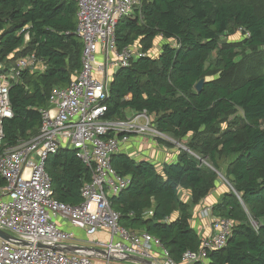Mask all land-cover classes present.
Instances as JSON below:
<instances>
[{
    "label": "trees",
    "instance_id": "obj_1",
    "mask_svg": "<svg viewBox=\"0 0 264 264\" xmlns=\"http://www.w3.org/2000/svg\"><path fill=\"white\" fill-rule=\"evenodd\" d=\"M140 1V14L118 22L114 42L117 51L138 44L143 56L112 76L102 119L124 121L127 111H145L154 116L159 133L176 140L192 136L189 149L208 158L212 168L184 151L161 171L148 161L115 153L113 170L131 184L109 198L110 206L122 227L151 234L181 263L186 252L199 249L201 239L189 224V204L179 199V190L190 191L193 203L205 199L219 182L222 155L228 159L225 178L232 189L213 215L232 221V234L224 248L208 252L206 263L193 264H264V69L231 84L235 48L219 46L221 37L241 30L247 34L242 47H264V16L243 0ZM77 12L73 0H0V74L29 54L45 65L42 72L25 70L9 87L13 117L2 122L3 148L35 137L50 92L67 87L80 71L83 43L76 34ZM158 37L173 44L150 57ZM214 52L218 60L207 68ZM212 66H221L222 72L206 78ZM200 80L204 84L197 92ZM239 111L244 120L239 130L226 129L216 138L219 124L236 122ZM45 170L53 199L70 206L81 203L80 190L91 181L92 171L76 150L60 149L47 158ZM4 184L0 176V186ZM175 213L179 215L172 219Z\"/></svg>",
    "mask_w": 264,
    "mask_h": 264
},
{
    "label": "built area",
    "instance_id": "obj_2",
    "mask_svg": "<svg viewBox=\"0 0 264 264\" xmlns=\"http://www.w3.org/2000/svg\"><path fill=\"white\" fill-rule=\"evenodd\" d=\"M78 7L76 34L83 43L81 69L65 88H54L48 108L41 111L38 134L13 148H3L5 119L13 117L8 90L25 70L40 71L34 54L17 60L14 68L0 74V264H92L95 257L125 260L128 257L150 264H193L206 261L209 251L225 247L233 222L215 217L209 208L199 211L208 222L209 233L201 238L197 251H188L176 263L161 241L147 232H136L119 224L109 198L131 184L118 175L111 156L132 136L164 135L154 127L151 115L134 112L126 120H103L104 102L112 76L143 56L139 45L117 51L116 26L123 18L140 14V0H73ZM241 31V30H239ZM242 32V31H241ZM247 37V34H244ZM60 149L76 150L80 160L92 171L91 181L80 190L82 201L76 206L52 198L51 183L45 170L48 157ZM77 232L86 236L92 250L70 251ZM104 233L105 241L93 239Z\"/></svg>",
    "mask_w": 264,
    "mask_h": 264
},
{
    "label": "rangeland",
    "instance_id": "obj_3",
    "mask_svg": "<svg viewBox=\"0 0 264 264\" xmlns=\"http://www.w3.org/2000/svg\"><path fill=\"white\" fill-rule=\"evenodd\" d=\"M221 1H227V0H221ZM243 1H246L250 4H252L253 6H255L258 14L261 16H264V0H243ZM243 39H244V33L241 31H237L234 35L227 36V37H221L219 39V46L220 47L233 46L235 48V55L231 57V59L233 60V62L235 64H234L233 70L230 72V74L228 76V81L231 84H239V83L243 82L247 77H249V75H254L256 73H259V71H261V69H264V65H262V63H261V60L264 56V47H262V48H244V47H242ZM162 43H164V41H161L159 44H157L155 46L157 48L154 49V52L152 53V55H156V53L159 52V50L162 48ZM217 60H218L217 53L214 52L211 56L210 62L209 63L207 62L205 64V66L207 68H209L210 63H212V65H214V63ZM221 72H222L221 66H212L210 69L209 75L206 78L215 79L219 76V74ZM152 118L154 120V116H152ZM243 124H244L243 114L241 111H239V118L236 122L229 124L223 120L219 124L218 129H217L218 132H217L216 138L220 137L222 132H224L226 129H232L234 131H238L239 128L241 127V125H243ZM261 127L264 128V121L261 122ZM150 138L155 139L151 136H150ZM158 140L164 141V144L166 143L167 145H170V146L176 148L177 151H184L185 153H188V154L194 156L195 158L200 159V162L202 165H204L205 167H208V168H212L210 163H209L208 158L201 157V156L198 158V156H196L197 153H193V151H191L189 149V143L191 141H193L192 136L189 135V136L182 138L180 140H176L170 136L164 135V138L158 139ZM202 141H203V136H201L200 138L197 139L196 144L200 145V143ZM218 158H219L218 163L221 166V171L218 173L219 174L218 175L219 182L216 185L215 189H213L209 193V195H211L214 192H216L218 194H220V193L223 194V193H226L232 189L229 181L225 178V169H226V164L228 163V159L224 158L222 155H219ZM187 195L190 196L189 193H187L185 191H183L180 194L182 199H184V200L186 199V201H188L190 212H192V210L194 211L195 209L197 211L200 204L199 203H193L192 198L187 199L188 198ZM212 195L210 197H212ZM261 222L264 223V219L261 220ZM251 223H252V221H251Z\"/></svg>",
    "mask_w": 264,
    "mask_h": 264
},
{
    "label": "crops",
    "instance_id": "obj_4",
    "mask_svg": "<svg viewBox=\"0 0 264 264\" xmlns=\"http://www.w3.org/2000/svg\"><path fill=\"white\" fill-rule=\"evenodd\" d=\"M76 18H77V15H76ZM161 41H164V43H162V47L165 44H173V42L170 40L167 41V40H164L158 37L155 39L153 43L152 50L149 51L147 55H149L150 57H157L161 53L162 48L159 50L158 53H156V55H152V53L154 52V49L157 48L155 46L159 44ZM44 68H45V65L43 64V62H41V64L39 65L40 71L42 72ZM76 75L73 77V79L76 77ZM133 113H134L133 111H127V118L130 117ZM179 152L180 151H177L176 148L170 145H167L166 143L164 144V141H161L158 139H152L150 138V136H132L130 138L129 143L121 146L120 150L118 151V153L127 155L134 161H148L158 171H161L162 166L164 164L176 162L179 156ZM181 191L182 192L185 191L189 193V195L191 196L190 191H187L184 189L179 190V199L183 203L188 204V201H186V199L184 200L181 198L180 196V194L182 193ZM212 194H211L212 197H210L211 195H208L205 199L201 200V202L199 203L200 206L197 209V211L195 209L194 211L192 210V212H190L189 224L194 229V231L199 235L200 239L209 233L208 231L209 225L207 221L199 217V214H198L199 211L203 208H209L211 214L213 215V209L216 205L220 203L224 193L218 194L214 192ZM190 196L187 195L188 197L187 199H191ZM178 215L179 213L173 214L172 219H175ZM77 234H79L78 235L79 238L68 244V249L70 251L92 247V244L88 242L84 233L77 232ZM106 238H107V235L104 233H101V234L99 233L98 235L93 237L94 240L98 239L102 241H105ZM140 260L139 258L125 259V260H118V259L106 260L103 257H95L92 259V264H150L149 261L147 263V262H142ZM204 263H206V261Z\"/></svg>",
    "mask_w": 264,
    "mask_h": 264
},
{
    "label": "water",
    "instance_id": "obj_5",
    "mask_svg": "<svg viewBox=\"0 0 264 264\" xmlns=\"http://www.w3.org/2000/svg\"><path fill=\"white\" fill-rule=\"evenodd\" d=\"M203 84H204V80H200V81L195 85V90H196L197 92H200V91L202 90ZM218 175H219V174H218ZM0 237H1L4 241H7V242H11V241L13 240V238H12L10 235H8V234H6V233H4V232H1V231H0ZM79 250H83V251H92V250H95V251H98V252H100V253L103 254V251L98 250V249L84 248V249H79ZM127 259H136V258H134V257H128ZM139 260H140V259H139ZM140 261H142V262H147V263H148V261H146V260H140Z\"/></svg>",
    "mask_w": 264,
    "mask_h": 264
}]
</instances>
